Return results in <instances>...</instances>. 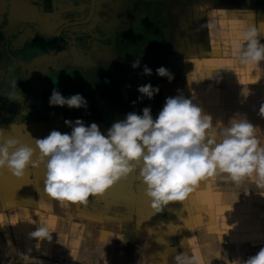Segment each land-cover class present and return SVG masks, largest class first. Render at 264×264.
Instances as JSON below:
<instances>
[{"label":"crops","instance_id":"0c3cea01","mask_svg":"<svg viewBox=\"0 0 264 264\" xmlns=\"http://www.w3.org/2000/svg\"><path fill=\"white\" fill-rule=\"evenodd\" d=\"M254 25L264 31V0H0V36L10 48L21 47L20 73L9 85L18 109H28V80L33 74L41 80V71L61 81L47 90L38 83L32 93L56 89L87 101V109L45 110L49 103L34 97L45 113L4 120L0 129L5 138L30 146L53 129L70 132L65 119L95 122L104 132L146 106L155 118L166 97L182 93L213 124L227 125L240 115L264 132V74L255 79L236 59L241 33ZM59 63L68 67L65 74ZM145 65L150 76L143 74ZM160 66L173 74L171 82L156 75ZM145 83L159 86L157 102L137 99V87ZM43 171L29 167L16 178L0 169V264L28 257L58 264H159L161 256L172 264L178 252L200 256V264H230L264 247V187L248 177L206 179L185 203L155 213L136 173L80 205L49 198ZM37 227L51 238L32 237Z\"/></svg>","mask_w":264,"mask_h":264},{"label":"clouds","instance_id":"9594fccd","mask_svg":"<svg viewBox=\"0 0 264 264\" xmlns=\"http://www.w3.org/2000/svg\"><path fill=\"white\" fill-rule=\"evenodd\" d=\"M262 39L264 31L257 25L245 26L237 44L238 64L253 70L255 79L264 74L260 67L264 62ZM139 63L137 59L132 67ZM155 72L169 82L173 79L163 66ZM143 74L150 76L152 70L145 65ZM159 90V86L142 84L137 87V99L150 100ZM48 103L50 107L87 109L81 94L65 97L56 89ZM259 113L264 117V104ZM64 124L70 132L53 129L43 138L31 137L32 146L5 138L0 129V169L23 178L29 167L42 166L45 194L61 203L80 205H86L89 198L103 196L136 173L155 213H161L170 203H185L202 182L221 175L233 182L248 177L258 187H264V132L240 115L230 118L227 125L219 121L213 124L212 117L182 93L166 97L155 118L146 106L139 114L128 112L123 119L114 120L104 132L95 122L85 125L79 118L65 119ZM31 236L51 238L45 227H37ZM28 260H24L25 264ZM200 262V256L184 252L172 257V264ZM159 264H169L167 257L161 256ZM230 264H264V247Z\"/></svg>","mask_w":264,"mask_h":264},{"label":"rangeland","instance_id":"374dc122","mask_svg":"<svg viewBox=\"0 0 264 264\" xmlns=\"http://www.w3.org/2000/svg\"><path fill=\"white\" fill-rule=\"evenodd\" d=\"M6 43H7V40L3 39V37L0 36V122H3L4 120H7V119H10V120L18 119L19 116H24L25 119H27L26 117H30L29 119H31V120L35 119V118H37V114L39 112H42V111L37 108L38 106L36 107V105L34 103L35 102L34 97L38 98L42 95L41 99H44V102H45L44 104H46V103H48V99L50 96V94H44L45 95L44 96L43 93L45 91L40 93L39 91L41 89L37 92L32 93L35 85L38 83L40 85V83H42V86L44 87L43 90H47L51 86H54L53 84H58L59 81H61V78L59 75H57L56 76L57 78L47 79L46 71H41L43 78L41 80H38L39 78H35L34 74H33V77L30 78V80H28V81H30L29 87L26 88V92H29V94L27 95V99H25V101L28 102L27 104L29 105V107L26 110L23 108H21L19 110L18 105H20L21 102L18 103L12 97L14 87L9 88V85H10L12 79L18 78L17 73H20V71L18 70V68L20 67L19 60H18V56L20 54H19L18 50L21 47L20 46H19L20 48L17 47L18 49L17 48H10L9 46H7ZM3 48H4V50H3ZM8 48H10L12 50V51L10 50L11 51L10 53L15 58L14 60H11V61L9 60V57H8L9 55H7L8 54L7 53ZM143 52H146V48L144 49ZM58 68H61V70L62 69H64V70L68 69V67L64 63H59ZM22 70H23V68H22ZM64 70L61 71V74H63V73L65 74V72H63ZM23 72H25L27 76L32 75L31 72L28 74V68H25V70H23ZM62 95L64 96V93H62ZM49 107H50L49 104H46L44 109L48 110ZM19 113H21V114H19ZM42 113H45V112H42ZM41 116H43V115H41Z\"/></svg>","mask_w":264,"mask_h":264},{"label":"water","instance_id":"95a60500","mask_svg":"<svg viewBox=\"0 0 264 264\" xmlns=\"http://www.w3.org/2000/svg\"><path fill=\"white\" fill-rule=\"evenodd\" d=\"M25 259H29L27 264H58L54 261L39 257H28V258L17 259L14 261L7 262L5 264H25L24 261Z\"/></svg>","mask_w":264,"mask_h":264},{"label":"trees","instance_id":"16d2710c","mask_svg":"<svg viewBox=\"0 0 264 264\" xmlns=\"http://www.w3.org/2000/svg\"><path fill=\"white\" fill-rule=\"evenodd\" d=\"M140 101L141 102H150L151 104H153V103H155V102H157L158 101V93L157 94H155L150 100L148 99V98H146V97H142L141 99H140Z\"/></svg>","mask_w":264,"mask_h":264},{"label":"snow or ice","instance_id":"6c2138e0","mask_svg":"<svg viewBox=\"0 0 264 264\" xmlns=\"http://www.w3.org/2000/svg\"><path fill=\"white\" fill-rule=\"evenodd\" d=\"M235 46H236V43H235V41L233 42V47L235 48Z\"/></svg>","mask_w":264,"mask_h":264},{"label":"flooded vegetation","instance_id":"af4514ba","mask_svg":"<svg viewBox=\"0 0 264 264\" xmlns=\"http://www.w3.org/2000/svg\"><path fill=\"white\" fill-rule=\"evenodd\" d=\"M3 50H4V48H3ZM2 53H3V52H2ZM19 71H20V69H19ZM19 71H18V72H19ZM13 72H14V71H13Z\"/></svg>","mask_w":264,"mask_h":264}]
</instances>
